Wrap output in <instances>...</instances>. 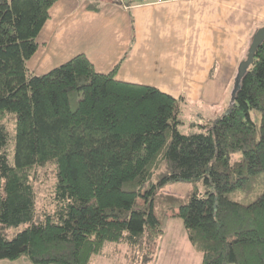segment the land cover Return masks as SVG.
<instances>
[{
  "label": "trees",
  "instance_id": "1",
  "mask_svg": "<svg viewBox=\"0 0 264 264\" xmlns=\"http://www.w3.org/2000/svg\"><path fill=\"white\" fill-rule=\"evenodd\" d=\"M56 1L0 0V261L91 264L113 243L126 264H149L148 242L175 209L202 264H264V191L247 204L228 196L264 173V41L230 106L184 133L180 100L117 81V67L98 73L78 54L28 70ZM199 180L204 193L157 194Z\"/></svg>",
  "mask_w": 264,
  "mask_h": 264
},
{
  "label": "crops",
  "instance_id": "2",
  "mask_svg": "<svg viewBox=\"0 0 264 264\" xmlns=\"http://www.w3.org/2000/svg\"><path fill=\"white\" fill-rule=\"evenodd\" d=\"M93 2L98 9L89 8ZM262 26L264 0H150L129 6L57 0L27 68L44 75L84 54L98 73L117 67V81L151 86L180 100L178 118L187 122L185 115L196 110L192 106L226 110L223 99L233 95L238 65ZM0 264L31 263L21 258Z\"/></svg>",
  "mask_w": 264,
  "mask_h": 264
},
{
  "label": "rangeland",
  "instance_id": "3",
  "mask_svg": "<svg viewBox=\"0 0 264 264\" xmlns=\"http://www.w3.org/2000/svg\"><path fill=\"white\" fill-rule=\"evenodd\" d=\"M232 87V86H231ZM229 87V88H231ZM232 89V93L235 90ZM228 88V89H229ZM230 94V93H228ZM226 95V94H225ZM232 101V96H227L223 99L222 107L227 109ZM196 109L185 115L187 122H185L186 127L181 130L184 133L192 131L191 127H188L190 123L195 125L205 123L208 117L214 115L218 117L221 112L216 108H207L204 109L203 106L190 107ZM223 109V108H222ZM187 113V112H186ZM251 119L256 124L257 129L259 128L260 123V114L257 111L251 112ZM194 130V129H193ZM242 154L236 152L231 156V164L235 162H240ZM149 188V184L146 185L144 192L146 194ZM208 185L204 183L203 180L199 181H190V182H169L166 185L159 187L157 194L171 195L177 198L184 199L190 193H204L207 191ZM264 191V173L256 175L251 178L247 187L244 190H237L228 194L229 198L241 203H250L256 199ZM142 195L138 200V206L141 207L143 200ZM175 209H167L164 212L162 219L161 228L163 230L162 235L155 241H149L148 245L152 251V258L149 264H202L201 255L197 253L189 242L185 229L183 227L182 221L179 217H175ZM24 226H19L16 230H22ZM116 246L113 243H107L103 247V252L107 255L113 253V259H108L104 254L98 255L92 264H126L125 258L123 257V252L120 253V248L116 251ZM190 251V252H189Z\"/></svg>",
  "mask_w": 264,
  "mask_h": 264
},
{
  "label": "water",
  "instance_id": "4",
  "mask_svg": "<svg viewBox=\"0 0 264 264\" xmlns=\"http://www.w3.org/2000/svg\"><path fill=\"white\" fill-rule=\"evenodd\" d=\"M263 41H264V26L258 28L252 36L246 57L238 65L237 74L235 78V85L238 79L244 74V72L247 70L249 65L252 63L254 58V53Z\"/></svg>",
  "mask_w": 264,
  "mask_h": 264
},
{
  "label": "built area",
  "instance_id": "5",
  "mask_svg": "<svg viewBox=\"0 0 264 264\" xmlns=\"http://www.w3.org/2000/svg\"><path fill=\"white\" fill-rule=\"evenodd\" d=\"M118 2H122L124 0H117ZM154 1H158V2H163V1H173V0H154Z\"/></svg>",
  "mask_w": 264,
  "mask_h": 264
}]
</instances>
